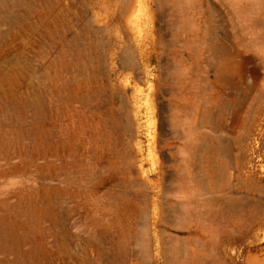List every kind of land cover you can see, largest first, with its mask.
I'll list each match as a JSON object with an SVG mask.
<instances>
[{
    "label": "rangeland",
    "instance_id": "rangeland-1",
    "mask_svg": "<svg viewBox=\"0 0 264 264\" xmlns=\"http://www.w3.org/2000/svg\"><path fill=\"white\" fill-rule=\"evenodd\" d=\"M0 264H264V0H0Z\"/></svg>",
    "mask_w": 264,
    "mask_h": 264
},
{
    "label": "bare ground",
    "instance_id": "bare-ground-1",
    "mask_svg": "<svg viewBox=\"0 0 264 264\" xmlns=\"http://www.w3.org/2000/svg\"><path fill=\"white\" fill-rule=\"evenodd\" d=\"M140 61H141V59H140ZM92 81V80H91ZM125 88V87H124ZM171 88H173V87H171ZM126 89V88H125ZM124 89V90H125ZM178 90H179V88H178ZM182 91V90H181ZM125 92V91H124ZM126 93V92H125ZM113 95H114V93H113ZM179 96H180V94H179ZM185 96H180V97H177L178 99L177 100H175V96L174 97H172V100L174 99V101H172L174 104H173V110H172V120L170 121L171 122V126H172V128H173V131H174V133L175 134H184V135H191V137L190 138H188L189 140H190V142H187V143H185L184 145H183V148H182V150L179 152V159H176V161L178 160L179 162H178V168L176 167V169H178V170H180L181 171V168L180 167H182V169H183V167H184V169H183V171H178V170H176V171H178V172H180L179 174L181 175L180 177L178 176V178L182 181V180H184L183 178H185L184 177V175H183V173H184V170L186 169V168H188L187 166L189 165H191V164H188L187 165V161L189 160V158L190 159H192L193 158V156H191V157H189L190 155H189V152H188V150L189 149H192L193 147L195 148V146L196 145H194V142H195V140H198L197 139V129L198 128H196L195 129V126L197 125L198 126V124H197V121H198V118H200L199 117V110L202 112V107L200 106V105H198L199 107H201L200 109H198L197 107H195V108H193L192 109V116L190 117V120H189V117L187 116V106H185V104H184V102H185V98H184ZM91 99V98H90ZM114 98L112 97V100H113ZM119 103H120V99H119ZM122 103V102H121ZM120 103V104H121ZM201 104V103H200ZM196 104H195V106H197ZM203 105V104H202ZM193 107H194V104H193ZM194 110V111H193ZM205 110V109H204ZM200 112V113H201ZM205 112V111H204ZM207 112H209V110L208 111H206V113L205 114H207ZM189 115V114H188ZM201 116V115H200ZM189 122H188V121ZM199 121H201L200 119H199ZM198 121V122H199ZM202 122V121H201ZM199 125H200V122H199ZM199 127V126H198ZM196 130V132H194ZM92 132H94V131H92ZM119 133H120V135L122 136V135H125V131H124V129L121 127V125L119 124ZM94 138V137H93ZM93 140V139H92ZM189 157V158H188ZM177 158V157H176ZM187 158H188V160H187ZM189 162V161H188ZM177 163V162H176ZM191 163V162H190ZM188 170V169H187ZM186 170V171H187ZM183 172V173H182ZM188 174H189V171L187 172ZM188 174H187V176H188ZM182 175H183V177H182ZM185 175H186V173H185ZM177 176V175H176ZM178 178H176V181H179V183H178V185H179V187H180V193L181 194H185V192H184V190L187 188V187H184L183 189H182V185H181V183L182 182H184V181H180V180H178ZM187 179V178H186ZM186 179H185V182H186ZM188 180V179H187ZM190 181V180H189ZM189 181H187V182H189ZM160 182V181H159ZM191 182V181H190ZM184 185H186L187 186V183H185ZM150 189L151 190H149V191H153V190H155V189H157V183L156 184H150ZM149 187H147L148 189H149ZM177 188H178V186H176ZM161 188V187H160ZM187 190V189H186ZM185 190V191H186ZM142 190H139V192H138V194L140 195V194H142ZM157 192H158V190L157 191H154V192H152L153 194H156L157 195ZM165 193H166V191H165ZM184 201L185 200H183V203H184ZM168 201H165L164 202V204H168L167 203ZM188 202V201H187ZM187 202H185V205L186 204H188ZM163 204V205H164ZM182 204V203H181ZM150 205L152 206V208H153V212L157 209V202L155 201V200H152L151 201V203H150ZM159 205H160V203H159ZM184 206V205H183ZM155 215H154V217L156 216V212L154 213ZM189 216V215H188ZM184 220H186V219H184ZM187 221V220H186ZM181 222V221H180ZM159 225H160V221H159V219L157 218V217H155L154 218V220L151 222V226H150V229L152 230V232H151V236H152V238L154 239V241L156 242V231L157 230H155L156 229V227H158L159 228ZM187 225H189L188 223H187ZM184 226V225H183ZM186 227V226H185ZM182 229V228H181ZM192 229V228H191ZM187 231H188V229H187ZM210 231H211V229H210ZM189 232V231H188ZM213 232V231H212ZM214 233V232H213ZM210 234H211V232H210ZM191 236V235H190ZM209 236V235H208ZM211 237H212V235H210ZM213 237H215L214 236V234H213ZM191 238V237H190ZM194 238V237H193ZM192 238V239H193ZM195 238H198V235H197V237L195 236ZM200 238V237H199ZM198 238V239H199ZM209 238V237H208ZM191 239V240H192ZM198 239H197V242L199 243H202L200 240L198 241ZM201 239V238H200ZM214 239V238H213ZM212 238H210V240H213ZM179 240V239H178ZM181 240V239H180ZM180 240H179V242H180ZM186 240H187V238H186ZM189 240V239H188ZM205 240V239H204ZM204 240H203V243H204V246H205V243H207V241L209 240H207V241H205L204 242ZM215 240V239H214ZM182 241V240H181ZM194 241V242H193ZM192 242V244H194V246L196 247V245H195V243H197V242H195L196 241V239L195 240H193ZM216 241V240H215ZM186 242V241H185ZM197 244V246L198 245H201V244ZM208 243H210V244H212L211 243V241H209ZM189 244H191V242L189 243ZM188 244V245H189ZM191 244V245H192ZM213 244H214V242H213ZM212 244V245H213ZM187 245V246H188ZM190 245V246H191ZM208 245V244H207ZM193 246V245H192Z\"/></svg>",
    "mask_w": 264,
    "mask_h": 264
}]
</instances>
